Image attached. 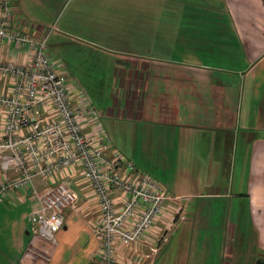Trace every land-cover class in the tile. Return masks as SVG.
Returning a JSON list of instances; mask_svg holds the SVG:
<instances>
[{"label": "crops", "instance_id": "obj_1", "mask_svg": "<svg viewBox=\"0 0 264 264\" xmlns=\"http://www.w3.org/2000/svg\"><path fill=\"white\" fill-rule=\"evenodd\" d=\"M31 1L43 13L56 3ZM13 4V25L44 36L37 26L43 23L28 16V0ZM80 4L96 5L103 25L85 26L92 33L78 38L61 28L104 52L99 75L108 80L109 98L103 111L97 108L101 124L111 145L142 173L148 164L138 150H151L153 178L169 196L139 244L117 247L118 264H264V0ZM93 30L108 38H89ZM0 57L17 64L26 59L5 45ZM67 181L77 201L54 245L29 233V203L16 198L31 191L0 203V242H6L0 264H99L97 201L79 172L73 169ZM47 183L37 178L33 187L41 193ZM216 203L224 206L221 214L208 212ZM246 227L257 250L247 245ZM144 249L153 254L145 258Z\"/></svg>", "mask_w": 264, "mask_h": 264}, {"label": "built area", "instance_id": "obj_2", "mask_svg": "<svg viewBox=\"0 0 264 264\" xmlns=\"http://www.w3.org/2000/svg\"><path fill=\"white\" fill-rule=\"evenodd\" d=\"M14 18L13 0H0V49L5 45L26 58L17 64L0 57V82L6 86L0 89V203L31 191L16 198L29 203V233L54 245L67 209L77 201L67 181L76 170L98 204V262L118 264L117 247L139 244L169 196L155 178L112 150L99 111L46 56L53 27L36 38L14 26ZM37 178L48 182L41 193L33 187Z\"/></svg>", "mask_w": 264, "mask_h": 264}, {"label": "rangeland", "instance_id": "obj_3", "mask_svg": "<svg viewBox=\"0 0 264 264\" xmlns=\"http://www.w3.org/2000/svg\"><path fill=\"white\" fill-rule=\"evenodd\" d=\"M27 6L30 7V15L28 16L33 20V22L43 23L42 25L41 23L40 25H37L40 28H43V33L49 31V29L53 27V31L50 32L46 40V56L49 57L54 65L57 64V70L66 74V79L71 83V85L78 87L80 92L79 97L85 103L96 109L98 108L100 111L102 109L103 111L105 105L104 100L109 98V87L107 84L108 80L100 77L99 75V71L104 63L102 60H100L101 57L104 56V54H102L104 53L103 50L80 43L74 38L64 35L63 32L66 30L61 28L62 25L69 27L68 29H71L70 34H73L76 37L79 34H91L92 32L88 31L87 29L85 30L84 27H87L89 24H91V26L103 25V12L99 11L96 5H81L80 0H56V3L54 4L55 7L51 8L50 6V9L53 10L48 13L40 12L39 8H37L36 5H33L31 0H28ZM111 12L112 16L116 17V15H118L120 19H123L121 15L122 13L119 10L112 9ZM131 15L133 16L134 13ZM53 23L55 25H52ZM97 30L99 29L97 28ZM97 30H93L95 32H93L92 35H89V38L93 40L101 39V41L108 38V36H104L103 33ZM180 52L183 56H185L183 51ZM95 66L97 72H94ZM114 143L112 144L114 148L113 150L118 151L122 156H124L117 148L118 145L115 143L117 146L115 147ZM138 152L141 154V156H144V158H142L143 162L148 164L147 168H142L141 166L140 168H142V171L145 170L143 171L144 173L151 174L153 177L154 173L152 172L153 161L151 159V150L141 149L138 150ZM162 188L164 189L163 186ZM219 204L220 203L217 204L218 206L214 205L213 208H211V211L208 212L215 214L218 211V213L221 214L224 211V206L222 208V206ZM245 231L246 232H243L249 234L247 238V245L250 246L252 251V248L256 247L255 235L248 227L245 228ZM55 240H57L56 236ZM4 243H6L5 238L3 239V242H0L1 246H3ZM142 253L146 258L147 256H150L152 252L148 249H144Z\"/></svg>", "mask_w": 264, "mask_h": 264}]
</instances>
